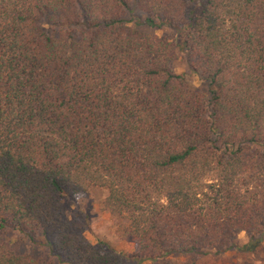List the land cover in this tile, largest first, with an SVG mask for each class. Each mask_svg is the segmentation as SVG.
<instances>
[{"label":"trees","instance_id":"16d2710c","mask_svg":"<svg viewBox=\"0 0 264 264\" xmlns=\"http://www.w3.org/2000/svg\"><path fill=\"white\" fill-rule=\"evenodd\" d=\"M92 190L133 255L66 218ZM263 245L264 0H0V264Z\"/></svg>","mask_w":264,"mask_h":264},{"label":"rangeland","instance_id":"374dc122","mask_svg":"<svg viewBox=\"0 0 264 264\" xmlns=\"http://www.w3.org/2000/svg\"><path fill=\"white\" fill-rule=\"evenodd\" d=\"M154 35L159 38H171L173 32L169 29H161L155 31ZM174 71L177 74L186 75L187 81L194 88H200L198 78L191 73L187 65L180 59L175 61ZM104 197L105 192L100 190H92L88 194L79 195L73 204L66 203L64 205L65 216L71 222L74 229L81 233L92 245L102 242L113 249L124 251L131 256L135 253V244L130 241H123L118 236L115 221L101 206ZM238 240L241 244H244L246 242L245 234L241 233L238 236ZM10 247L18 254L43 256L41 248L34 249L27 240L22 239L18 234L10 237ZM165 262L169 264H264V245L261 247V250L251 253L229 251L221 256H205L200 254L172 255ZM128 264L156 263L150 261L141 263L131 261Z\"/></svg>","mask_w":264,"mask_h":264}]
</instances>
